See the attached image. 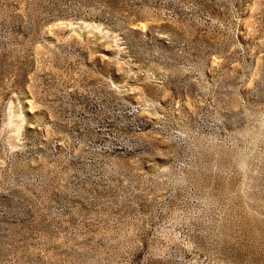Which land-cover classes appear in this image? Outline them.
Segmentation results:
<instances>
[{"label":"rangeland","instance_id":"1","mask_svg":"<svg viewBox=\"0 0 264 264\" xmlns=\"http://www.w3.org/2000/svg\"><path fill=\"white\" fill-rule=\"evenodd\" d=\"M0 264H264V0H0Z\"/></svg>","mask_w":264,"mask_h":264}]
</instances>
